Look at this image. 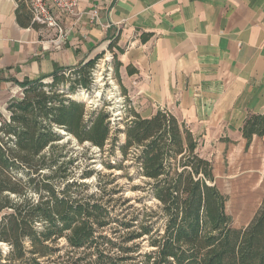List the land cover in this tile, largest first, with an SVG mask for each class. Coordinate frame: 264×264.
Wrapping results in <instances>:
<instances>
[{"label": "trees", "instance_id": "1", "mask_svg": "<svg viewBox=\"0 0 264 264\" xmlns=\"http://www.w3.org/2000/svg\"><path fill=\"white\" fill-rule=\"evenodd\" d=\"M99 58L17 84L23 97L8 102L9 122L0 128V246L8 251L0 249V264H264V203L245 228H232L211 162L200 157L185 124L165 110L147 119L133 112L116 166L131 163L146 185L134 190L154 206L127 215L122 207L129 202L112 198L119 190L91 191L68 167L73 161L57 164L55 153L65 146L56 129L100 152L110 139L108 113L87 111L54 89L66 72L88 88ZM241 132L247 145L264 137V114L249 118ZM43 172L49 176L40 183ZM20 173L30 188H19ZM90 176L84 171L80 179Z\"/></svg>", "mask_w": 264, "mask_h": 264}, {"label": "crops", "instance_id": "2", "mask_svg": "<svg viewBox=\"0 0 264 264\" xmlns=\"http://www.w3.org/2000/svg\"><path fill=\"white\" fill-rule=\"evenodd\" d=\"M78 12L57 46L25 3L0 0V104L17 84L112 52L136 114L185 124L215 184L264 188V137L247 145L241 132L264 114V0H79Z\"/></svg>", "mask_w": 264, "mask_h": 264}, {"label": "rangeland", "instance_id": "3", "mask_svg": "<svg viewBox=\"0 0 264 264\" xmlns=\"http://www.w3.org/2000/svg\"><path fill=\"white\" fill-rule=\"evenodd\" d=\"M117 58L112 52L105 56H100L93 68L88 73V88H83L79 84L74 83L76 78L72 72H66L64 79L54 89L58 93L64 94V98L74 101L85 106L87 111L104 110L110 116V139L103 152L96 148L89 147L88 144L79 145L76 140L63 130H57L62 137L59 146H65L62 152L55 153L59 155L58 165L67 164L70 161L74 168L73 173L79 182L95 191L96 188H105L106 190H119L118 195L112 196L117 199L121 196L127 200L122 209L129 208L124 211L127 215L133 213V209H140L144 206L151 207L155 203L151 198H147L142 190H134L135 187L145 188V181L135 175V170L129 161L125 162L123 168L117 169L116 166L121 162V153L119 147L125 142L123 131L125 126L133 119L134 109L139 110L141 117H145L138 109V103L133 102L127 96V90L122 83L120 77ZM51 79L45 80L44 84L50 85ZM23 97V90L14 89L8 91L6 95V103L0 104V128L2 124L9 122L10 112L7 110L8 102L12 99H20ZM180 122V121H179ZM181 123V122H180ZM115 142L112 143V141ZM113 168V169H110ZM216 168V167H215ZM84 171H89L91 176L81 180ZM47 174L43 172L37 181L40 183L47 182L44 180ZM215 176L217 173L215 171ZM19 188H30L26 183V177L21 173ZM72 177H68L70 180ZM44 181V182H43ZM70 182V181H69ZM58 186L61 185L59 181ZM216 184L220 193L227 198L226 213L231 219L232 228L239 230L245 228L253 219L260 206L264 203V188H230L229 182L225 179L217 177ZM117 213L119 212L118 207ZM1 215V214H0ZM0 249L3 253L8 251L7 245H1ZM147 244L143 243L141 251H147Z\"/></svg>", "mask_w": 264, "mask_h": 264}, {"label": "built area", "instance_id": "4", "mask_svg": "<svg viewBox=\"0 0 264 264\" xmlns=\"http://www.w3.org/2000/svg\"><path fill=\"white\" fill-rule=\"evenodd\" d=\"M25 3L32 22L53 32L52 43L59 46L68 36L62 23L80 17L79 0H18ZM96 17V14H93Z\"/></svg>", "mask_w": 264, "mask_h": 264}]
</instances>
